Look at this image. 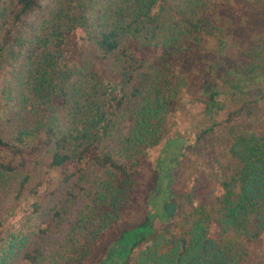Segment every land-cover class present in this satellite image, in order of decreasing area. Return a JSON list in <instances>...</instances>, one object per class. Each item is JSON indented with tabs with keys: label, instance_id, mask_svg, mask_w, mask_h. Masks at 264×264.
<instances>
[{
	"label": "trees",
	"instance_id": "1",
	"mask_svg": "<svg viewBox=\"0 0 264 264\" xmlns=\"http://www.w3.org/2000/svg\"><path fill=\"white\" fill-rule=\"evenodd\" d=\"M218 2L0 0V264H84L128 207L132 170L162 142L178 81L169 61H142L127 42L160 48L171 59L207 34L218 56L212 74L224 89L238 99L253 90L264 94V26L259 48L226 59L224 29L208 18ZM75 33L76 62L65 52ZM94 59H112L121 80L100 79ZM229 136V154L240 167L219 181L220 191L196 179L182 195L191 210L177 229L154 228L156 219L168 222L178 212L166 200L160 214L148 212L124 231L101 264H245L246 245L264 235V131L230 127ZM37 143L45 154L31 173L2 159L3 150L22 153ZM66 163L75 169L60 190L39 193L46 174ZM158 164V190L169 191L171 169Z\"/></svg>",
	"mask_w": 264,
	"mask_h": 264
},
{
	"label": "rangeland",
	"instance_id": "2",
	"mask_svg": "<svg viewBox=\"0 0 264 264\" xmlns=\"http://www.w3.org/2000/svg\"><path fill=\"white\" fill-rule=\"evenodd\" d=\"M208 18L224 29L226 59L236 60L243 48H259L257 32L264 26V0H219L217 10L210 13ZM79 36V33L73 34L69 45L67 43L65 47L69 61H81ZM127 47L138 59L150 64L169 61L171 75L178 81V85L174 89V100L162 142L150 149L132 170L134 191L128 207L119 221L97 241L84 264H101L106 249L124 231L143 223L148 212L160 214L166 200L176 204L178 212L168 222L156 219L154 228L157 232L166 227L177 229L181 218L191 210L182 200V195L189 192L196 179L204 185L209 183V187L218 192L219 181L230 178L240 167L229 154L230 127L251 133L264 131V94L253 90L244 98L238 99L224 89L212 74V67L218 62V56L215 42L207 34L202 35L201 43L191 52L171 59H163V50L160 48H142L137 42H127ZM107 61L94 59V71L104 81H120V76L110 63L112 59ZM217 92L220 94L211 99V95ZM212 126L211 131L204 133ZM44 154L45 149L37 143L22 153L3 150L2 159L14 165H22L31 173L35 163ZM172 154L176 157L175 163L169 162ZM158 161L162 163L163 172L171 169L169 191L158 190ZM73 169L74 164L66 163L49 171L39 193L58 192L66 174ZM162 183L166 185V180ZM198 199L194 202L195 206L199 203ZM210 236L217 238V225H212ZM246 253L245 264H262L264 235L255 243L246 245ZM16 264L25 263L19 260Z\"/></svg>",
	"mask_w": 264,
	"mask_h": 264
}]
</instances>
